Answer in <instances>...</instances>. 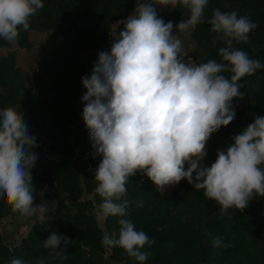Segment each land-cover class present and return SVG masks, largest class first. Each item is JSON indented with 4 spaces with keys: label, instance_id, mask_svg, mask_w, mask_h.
Returning <instances> with one entry per match:
<instances>
[{
    "label": "clouds",
    "instance_id": "obj_1",
    "mask_svg": "<svg viewBox=\"0 0 264 264\" xmlns=\"http://www.w3.org/2000/svg\"><path fill=\"white\" fill-rule=\"evenodd\" d=\"M154 4L187 9L190 19L175 26L184 33L205 23L209 0H137L124 29L108 50L98 52L91 75L82 77L87 89L82 116L95 154L102 157L95 170V191L103 198L96 219L119 217L118 233L105 232L102 244L122 248L139 264L150 257L141 249L155 239L136 230L127 218L131 202L126 185L137 172L150 178L162 194L166 187L187 179L208 200L216 201L221 213L231 208L243 212L254 196L264 197V116L257 115L226 149H218L210 167L200 163L211 135L235 119L233 99L247 96L240 92L242 78L264 69V63L233 47L234 42L247 44L259 25L236 11L213 9L207 23L217 34L213 42L226 45L218 50L222 62L185 61L188 52L180 35L173 34V22L159 18ZM43 7L42 0H0V38L14 44L20 30L28 31L30 18ZM225 72L231 73L230 78ZM38 147L23 113L14 107L0 109V198L21 217L35 216L44 223L56 201L51 206L46 201L35 203L32 169ZM211 240L213 246L231 247L219 237ZM71 241L53 232L44 240L50 250L47 261L36 264L66 260L67 255L57 249ZM8 264L26 262L13 257Z\"/></svg>",
    "mask_w": 264,
    "mask_h": 264
},
{
    "label": "trees",
    "instance_id": "obj_2",
    "mask_svg": "<svg viewBox=\"0 0 264 264\" xmlns=\"http://www.w3.org/2000/svg\"><path fill=\"white\" fill-rule=\"evenodd\" d=\"M42 2L43 9L30 18V29H21L14 44L0 38V85L8 87L4 99L0 95V109L17 108L30 133L41 134L47 141L40 145L42 138L36 136L39 147L34 149L38 155L32 169L34 196L39 205L37 195L43 189V202L51 206L56 201V207L44 223L35 218L29 231L11 245L0 234V264H8L13 257L26 264L47 261L50 250L44 247V240L53 232L72 241L66 248L62 245L57 249L68 258L50 264H139L122 248L102 244L105 232L118 233L119 217L110 216L102 225L96 219L97 206L103 198L95 191V170L102 157L95 154L82 116V96L87 91L82 77L91 75L98 52L108 50L124 29L137 0ZM153 6L165 23L175 25L182 15L190 19L189 11L180 5H163L168 9L165 11L157 4ZM216 8L247 15L259 25L249 34L247 44L234 42L233 47L264 63V0H209L205 23L190 32L196 62H222L218 50L226 45L213 42L217 34L207 23ZM83 52L88 54L83 56ZM29 65L40 72L30 81L26 73ZM222 74L231 76L229 72ZM240 83V92L247 96L233 99L236 117L211 135L206 156L200 162L203 167H210L218 149H226L257 115L264 116V69L242 78ZM253 84L258 87L253 88ZM77 152L88 160L84 172L77 163ZM153 184L145 174L137 172L126 185V198L131 202L127 218L136 230L155 239L154 244L141 249L150 253L145 264H264V197L254 196L243 212L231 208L221 213L220 205L208 200L203 190L194 189L187 179L173 185L165 195H160ZM13 214L11 205L0 198V221ZM211 237H219L231 247L213 246Z\"/></svg>",
    "mask_w": 264,
    "mask_h": 264
},
{
    "label": "rangeland",
    "instance_id": "obj_3",
    "mask_svg": "<svg viewBox=\"0 0 264 264\" xmlns=\"http://www.w3.org/2000/svg\"><path fill=\"white\" fill-rule=\"evenodd\" d=\"M136 4H137V2H136ZM136 4L134 5V8H133L132 12L130 13V15H133L134 14V10L136 8ZM157 7L160 8V9H164V11L165 10H168L167 8H165L163 5H160V4H157ZM187 19H189V18L187 16H185V15H182L180 17L179 22L174 25L173 34L174 35H180V39L182 40L183 47L188 52L187 57H185V61H187L190 58V59H192L193 61L196 62V58H195V56L192 53V51L195 48V41H193L191 39V37H190V32H191V28L192 27H190L184 33H180L179 30L175 27L180 22L186 21ZM119 21H121V20H119ZM115 25H116V23L113 24L112 27L115 28ZM47 47L49 48V46H47ZM46 52H47V50H46ZM87 54H88V52H83L82 53L83 56H85ZM35 67L36 66H32V65H29L27 67V72L26 73L28 74L27 75V80L28 81H30L31 77L33 78V76H34L35 73H40V72H37L38 70H36ZM7 90H8V87H5L4 85H0V95H1V98L2 99H4ZM36 136L42 138V140L40 141V145H44L45 143H47V141H44L43 140V135H41V134L39 135L38 133H36ZM70 139L73 140V138H70ZM207 146H208V141H207L206 147H205V151L206 152H207ZM76 157H77V163L81 167L82 172H84L85 169L88 166V160H87L86 156L83 155L82 153H78L77 152ZM188 166H189L188 164H185V169L186 170H187V167ZM153 187L159 192L160 195H165V194H167V192L173 186L166 187L165 190H164V192H163V194L158 190V188H157V186L155 184H153ZM42 190L39 191V193L37 195V197L40 200V203L43 202L42 195H41ZM35 218H36L35 216L34 217H30V218H23V217L20 216L19 213H15V214H13L11 216L5 217V218H3L0 221V234H1V236L3 238H5V241L9 245H11L14 241L19 240L20 237L24 236L29 231V228L32 226ZM102 222H99L100 225H102Z\"/></svg>",
    "mask_w": 264,
    "mask_h": 264
}]
</instances>
